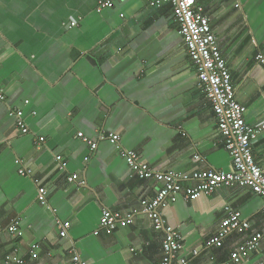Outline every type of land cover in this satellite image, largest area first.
<instances>
[{"label":"crops","instance_id":"1","mask_svg":"<svg viewBox=\"0 0 264 264\" xmlns=\"http://www.w3.org/2000/svg\"><path fill=\"white\" fill-rule=\"evenodd\" d=\"M98 1L0 0V88L6 95L0 99V264L14 251L30 257L34 244L37 264H156L162 258L164 232L155 230L140 203L163 184L131 173L111 133L156 170L232 169L172 4L117 0L98 11ZM200 3L235 96L246 106L245 119L264 120V63L256 60L264 54V0ZM15 109L24 112L28 133L16 126ZM84 138L97 142L96 150ZM253 151L264 169V132ZM58 155L67 169L59 168ZM73 173L86 183L69 181ZM41 186L46 204L38 199ZM227 206L251 229L208 248ZM263 207L262 196L236 184L194 200L179 196L162 215L183 237V255L193 264H264ZM104 208L139 211L131 224L110 229L101 225ZM15 220L18 230L11 233ZM64 221L71 224L66 237L59 228ZM260 230L258 249L234 262L236 247Z\"/></svg>","mask_w":264,"mask_h":264},{"label":"built area","instance_id":"2","mask_svg":"<svg viewBox=\"0 0 264 264\" xmlns=\"http://www.w3.org/2000/svg\"><path fill=\"white\" fill-rule=\"evenodd\" d=\"M117 0H99L98 11L113 7ZM151 5L171 3L180 33L185 41L188 54L196 68L200 88L209 98L217 120V134L224 147L232 157V169L220 171L212 168L197 169L183 173L174 170H156L143 162L135 150L124 148L120 143V135L111 133L109 140L115 144L121 155L126 159L131 173L138 174L141 178L155 179L161 182L162 187L153 197L141 199L142 211L147 214L155 230H162L163 255L156 264H193L192 260L183 255V237L172 226L168 225L162 215V209L177 201L179 196L187 200H194L202 195L212 194L220 186H233L242 184L249 187L254 193L264 198V169L254 156L253 144L264 132V120L248 122L245 119L246 106L235 96V87L227 60L223 56L217 36L212 30L210 18L205 13L200 0H147ZM75 24V23H73ZM256 60L264 63V54L259 52ZM0 99L5 100L4 90L0 88ZM15 118L16 126L28 133L29 127L24 120V112L15 109L11 112ZM105 138V136H101ZM40 142L45 140L39 138ZM91 150H96L97 142L84 138ZM199 159V155H195ZM89 156L86 157V160ZM59 168L67 169L68 162L62 155L57 156ZM20 163V160H16ZM21 174H26L24 168ZM69 181L84 185V180H79L76 173L70 174ZM193 183L186 185L185 182ZM39 201L47 203V189L39 188ZM139 210H133L127 214L103 209L101 225L110 229L117 226H127L134 221L135 214ZM264 211V207H263ZM18 221L15 220L8 230L15 233L18 230ZM71 224L64 221L59 224L60 235L66 237ZM251 222L243 218L241 212L227 206L225 216L220 222L217 232L206 240V247H222L226 238L233 232L245 233L251 229ZM3 228L0 226V234ZM263 231H255L246 240L240 243L232 252L234 262L239 263L248 257L250 252L258 249ZM39 245L34 244L30 257H23L18 252H10L5 256V264H37ZM191 254L197 256L199 250L192 249ZM74 260L80 263V257L75 254Z\"/></svg>","mask_w":264,"mask_h":264}]
</instances>
